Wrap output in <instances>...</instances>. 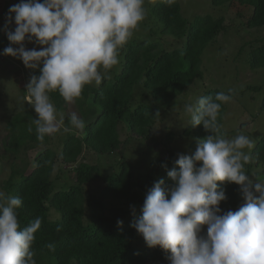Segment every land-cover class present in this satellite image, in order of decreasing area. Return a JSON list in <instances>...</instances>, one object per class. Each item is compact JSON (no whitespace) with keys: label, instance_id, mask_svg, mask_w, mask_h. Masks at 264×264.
Here are the masks:
<instances>
[{"label":"trees","instance_id":"16d2710c","mask_svg":"<svg viewBox=\"0 0 264 264\" xmlns=\"http://www.w3.org/2000/svg\"><path fill=\"white\" fill-rule=\"evenodd\" d=\"M41 3L44 0H40ZM236 3L240 9L251 11L246 27L248 30L264 28V0H213L214 7ZM152 15L161 25L162 37L173 38L181 42V47L170 51H160L158 42L149 40L126 43L120 49L123 65L120 73L113 78H103L98 87L85 85L82 94L72 104H67L58 91L49 93L51 102L58 112H66L65 124L70 125V116L77 114L85 122L81 134L69 132L62 140L60 153L48 148L49 138L43 142L37 139L36 118L33 107L28 104L27 111L16 115L7 125L4 143L5 152L14 157L22 149H36L45 146L34 159L35 166L30 168L12 167L7 180L2 183L5 195L21 199L22 204L16 210L20 228L27 226L36 218L42 223L35 233L32 250L35 252L36 264H170L165 252L160 247H148L143 236L132 226L142 215V207L148 189L155 182L164 181L167 189L174 183L168 171L178 166V155L168 148L166 153L150 163V174L146 184L134 186L132 165L124 161L101 190L100 196L86 195L85 187L99 179V169L85 162L78 163L84 150H92L99 155H110L122 145L119 127H125L132 136L149 142H156L152 130L161 114L166 112L173 102L185 95L189 89L204 77V56L207 48L216 41L224 30L225 20L204 16L186 19L181 13L179 0H159L152 8ZM8 17L0 21V53L10 46L5 32ZM13 20L8 30L14 31ZM157 22V23H158ZM28 42L27 40L25 41ZM18 47V45H11ZM252 70L264 68V45L252 49L249 57ZM39 65L31 69L28 83L33 76L41 74ZM259 91V87H254ZM220 89H210L201 97H214ZM235 96L234 92L225 93ZM91 106L95 113L91 115ZM90 108V109H89ZM159 111L160 115H155ZM264 112V98L261 104ZM226 112L224 104L218 115L221 132ZM31 127L32 131H29ZM183 135L195 139H204L210 133L203 125L187 127ZM173 133L167 136L172 142ZM195 142L190 149H195ZM251 160L245 165L246 174L252 178L254 170L260 168L255 178L264 180V137L256 142L250 154ZM75 165L74 183L58 186L60 177L54 176L57 163ZM59 188V189H57ZM219 189L225 192L226 200L220 204L221 214L239 208L240 186L234 183H220ZM120 201L129 208L124 215H108L105 201ZM89 210L88 221L85 220L86 209ZM134 209V211H133ZM56 214L52 218L51 213ZM122 221L121 225L117 221ZM59 229V230H58ZM204 226L202 235H206ZM53 245L50 250L47 245Z\"/></svg>","mask_w":264,"mask_h":264},{"label":"clouds","instance_id":"9594fccd","mask_svg":"<svg viewBox=\"0 0 264 264\" xmlns=\"http://www.w3.org/2000/svg\"><path fill=\"white\" fill-rule=\"evenodd\" d=\"M143 3L21 0L10 6L4 29L10 46L3 54L21 59L29 69L43 65L41 74L27 85V99L37 115L32 123L40 142L59 131L49 93L58 91L72 104L85 85L100 84L119 63V49L144 19ZM13 14L16 27L10 31ZM26 40L41 47L26 49ZM231 100V95L218 92L184 106L191 126L202 124L210 135L197 138L190 155H178V170L168 171L172 186L166 189L160 180L148 189L142 215L132 225L148 247L158 246L170 253V264H264V180H253L245 172L251 156L244 150L252 148L253 140L243 133L227 138L217 119L221 105ZM70 125L64 131L82 130L85 122L72 113ZM220 183L240 186L244 203L236 211L221 214L226 195L219 189ZM21 204L20 198L0 192V264H36L32 245L42 221L36 218L21 229L16 211ZM204 226L206 235H202ZM47 247L54 250L51 244Z\"/></svg>","mask_w":264,"mask_h":264},{"label":"rangeland","instance_id":"374dc122","mask_svg":"<svg viewBox=\"0 0 264 264\" xmlns=\"http://www.w3.org/2000/svg\"><path fill=\"white\" fill-rule=\"evenodd\" d=\"M158 1L144 0V19L133 30L126 43L133 40L158 42L160 51H170L181 47V42L175 41L173 38L160 36L159 27L161 25L152 15V8ZM20 2L21 0H0V21L9 16L10 6ZM179 3L182 15L189 21L204 16H213L225 20L224 30L205 52L204 77L202 80L197 81L185 95L178 97L171 107L161 114L152 130L156 142L132 137L125 127L120 125L119 133L122 145L118 151L110 155H99L92 150L85 149L78 163L85 162L94 165L98 167L100 173L98 180L85 187L86 195L100 196L101 190L108 180L120 170V165L124 161L129 162L133 167L134 186L138 192L139 185L146 184L145 179L150 174V163L166 153L165 151L168 148L173 149L177 155H190L195 150H191L190 147L196 139L183 135L184 130L191 126L190 116L185 113L184 106L195 104L206 90L218 88L222 92L228 93V90L232 89L235 93L231 102L224 104L226 112L223 118V129L229 134L228 138L243 133L253 140L252 148L244 151L251 154L256 142L264 137V112L261 111L264 98V68L252 70L249 65L252 49L264 45V28L248 30L246 22L252 13L249 10L240 9L236 3L221 7H214L213 0H179ZM13 26L16 27L15 22ZM24 46L26 49H39L41 47L34 42L26 43ZM118 60L119 63L108 70L104 78H113L120 73L123 65V57L120 54H118ZM30 70L25 67L21 59L6 56L3 52L0 53V192L3 193L2 183L8 179L12 167H24L26 164L31 166L30 168L34 167V159L46 148L45 146L36 149L26 147L15 157L13 154L5 152L4 143L7 135V125L16 115L27 111V105L30 104L27 99ZM100 71L103 74V70L100 69ZM90 85L99 86L95 82ZM254 87H259L260 90L254 91ZM174 106H176L175 110H173ZM90 108L91 112L89 113L93 115L95 108L94 106ZM34 115L37 118L35 111ZM56 117L59 131L48 136V148L60 153L63 145L62 140L65 139L67 134L69 132L81 134L83 129H72L66 132L64 131L67 127L65 124L66 112L56 110ZM169 133H173L172 142L170 143L167 141ZM77 164L69 166L62 165L59 162L56 164L53 178L60 177L57 182L58 186L68 187V182L74 183V169ZM259 172L260 168L254 170V173L258 174ZM257 174H253L251 179L262 180L261 178H255L254 175ZM105 203L108 215H121L122 212L125 213L124 215H128L130 213L129 208L120 201L108 200ZM242 203H244V200L241 195L239 207ZM51 217H56V214L52 212ZM88 218L89 210L87 208L85 220L88 221Z\"/></svg>","mask_w":264,"mask_h":264}]
</instances>
